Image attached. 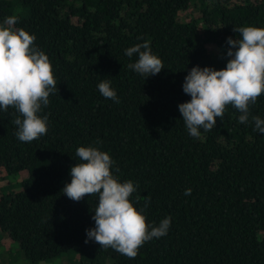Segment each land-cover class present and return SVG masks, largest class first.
Listing matches in <instances>:
<instances>
[{
  "label": "trees",
  "instance_id": "obj_1",
  "mask_svg": "<svg viewBox=\"0 0 264 264\" xmlns=\"http://www.w3.org/2000/svg\"><path fill=\"white\" fill-rule=\"evenodd\" d=\"M13 14L48 56L57 92L38 113L48 131L32 142L15 134L19 113L0 109V179L18 178L0 194L12 261L76 252L79 264H264V133L252 121L264 119V94L247 123L228 105L199 138L178 110L191 99L182 85L192 67L224 69L227 39L241 38L234 29L264 28V0H0V24ZM145 40L164 64L146 78L128 67L138 55H125ZM102 80L119 103L99 93ZM81 146L107 152L114 178L133 183L129 200L149 230L171 218L135 259L87 238L97 195L63 193Z\"/></svg>",
  "mask_w": 264,
  "mask_h": 264
},
{
  "label": "clouds",
  "instance_id": "obj_2",
  "mask_svg": "<svg viewBox=\"0 0 264 264\" xmlns=\"http://www.w3.org/2000/svg\"><path fill=\"white\" fill-rule=\"evenodd\" d=\"M19 22V15L13 14L0 24V109L7 111L11 107L19 113L14 120L18 126L15 134L21 142H32L48 131L47 116L38 113L49 104V95L57 92V81L48 56L33 46L34 35L16 27ZM234 31L241 38L227 39L230 47L226 55L230 59L224 69L194 66L184 79L183 91L191 99L179 104L178 110L193 137L199 138L200 128L211 131L228 105L241 113L239 123H247L250 104H255L264 94V28L247 26ZM133 54L138 55V60L128 67L145 78L164 69L147 40L125 50L126 56ZM98 90L103 97L119 103L110 81L102 80ZM252 121L255 130L264 133V119L252 116ZM76 156L81 163L71 167V181L63 193L73 201H80L86 195L98 196L92 216L95 227L86 230L88 239L135 259L145 242L167 234L171 218L163 219L149 230L145 216L129 200L136 187L131 181L121 183L114 178L111 172L114 161L107 152L81 146L76 149ZM184 194L190 195L191 189H186Z\"/></svg>",
  "mask_w": 264,
  "mask_h": 264
},
{
  "label": "rangeland",
  "instance_id": "obj_3",
  "mask_svg": "<svg viewBox=\"0 0 264 264\" xmlns=\"http://www.w3.org/2000/svg\"><path fill=\"white\" fill-rule=\"evenodd\" d=\"M24 177V176H23ZM17 177H8L6 180L0 179V194L5 193L7 184L16 181ZM6 234L0 232V264H29L25 260L12 261L14 251H17V244L8 241ZM80 260L76 252H70L66 258H56L52 261L38 262L37 264H79Z\"/></svg>",
  "mask_w": 264,
  "mask_h": 264
}]
</instances>
